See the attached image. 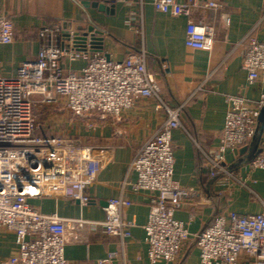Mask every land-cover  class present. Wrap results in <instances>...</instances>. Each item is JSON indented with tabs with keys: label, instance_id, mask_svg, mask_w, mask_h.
<instances>
[{
	"label": "built area",
	"instance_id": "2783aa9c",
	"mask_svg": "<svg viewBox=\"0 0 264 264\" xmlns=\"http://www.w3.org/2000/svg\"><path fill=\"white\" fill-rule=\"evenodd\" d=\"M106 4L137 5L149 3L157 13L171 17L188 16L201 9L218 16L226 24L230 12L222 2L212 0H100ZM80 5V2H78ZM136 22L129 15L124 26L133 31ZM80 27L99 32L90 19L73 17L67 27L68 40L60 38L57 26L38 32L48 37L33 62L21 63L13 78L0 76V229L14 234L16 254L5 264H68L63 256L68 245L87 247L97 228L106 236L120 241L130 238L133 220L124 218L129 203L121 198L106 201L103 220L60 219L56 214H43L31 204L43 199L66 200L88 206L86 193L102 161L93 148L61 135L39 136L40 127L34 113L35 99L41 103L60 104L77 118L95 120L90 129L97 130L99 122L111 118L119 123L120 116L134 109L141 101L155 100L156 109L164 110L166 119L138 148L127 168L136 178L130 183L133 190L148 191L147 222L144 226L146 256L150 263H174L180 259L184 246L193 243L198 250L200 264H264V200L252 189L254 181L234 175L232 167L239 163L240 153L256 139L258 116L264 109V89L252 104L243 96H227L224 124L215 146L201 144L192 137L201 165L210 181L216 180L213 195H195L181 188L173 179V130L181 128V107L169 108L161 99L165 66L160 60L161 75L146 68V54L133 49L121 61H112L98 42L75 41L73 34ZM101 33V32H99ZM80 34V33H79ZM79 36L82 37V34ZM13 40L11 16H0V45ZM216 40L213 27L188 18L184 46L209 52ZM238 48L241 70L246 73V84L258 86L264 72V41L252 32L234 45ZM81 61L77 70L69 64ZM96 121H98L96 123ZM258 141V140H257ZM226 154H230L228 160ZM247 173L264 171V131L258 142L257 153L244 165ZM235 185L259 202L262 212L252 217L231 214L228 220L218 211L206 227L197 234L187 225L201 207L218 205L224 191ZM213 186V188H214ZM191 197L187 224L173 218L182 199ZM113 256L99 259L96 264H114Z\"/></svg>",
	"mask_w": 264,
	"mask_h": 264
},
{
	"label": "crops",
	"instance_id": "0c3cea01",
	"mask_svg": "<svg viewBox=\"0 0 264 264\" xmlns=\"http://www.w3.org/2000/svg\"><path fill=\"white\" fill-rule=\"evenodd\" d=\"M100 0H0V16H11L13 20V40L9 45H0V76L15 77L21 63L33 62L39 50L50 42L48 37H39L38 32L57 26L69 25L71 18L90 19L100 29L103 36L102 50L112 61L123 60L133 49H142L146 54L148 71L161 75L160 60L165 66L163 87L160 93L163 102L171 109L180 106L179 121L181 128L173 130L171 138L174 147V166L172 179L181 187L195 195H213L217 188L209 190L210 180L207 172L200 167L201 158L191 141L197 139L201 144L215 146L218 133L223 128L227 96H243L251 104L264 89V72L260 73L258 86L246 84V73L241 70L238 48L234 45L246 34L252 32L259 41H264V0H212L222 2L229 9V22L226 24L218 16L208 11L196 9L188 16L171 17L157 13L149 3L141 8L137 5L125 7L115 5L113 15L97 13L85 9L84 2ZM178 2L182 0H177ZM80 2V5H78ZM129 15H134V30L124 26ZM210 24L216 40L212 49L207 51L192 50L184 46L187 20ZM79 28V27H78ZM85 30L79 33L83 35ZM83 62L69 64V69L77 71ZM155 100L141 101L138 105L114 123L111 118L99 122L97 130L89 124L93 118L84 120L75 117L69 111L60 116L61 123L69 126L71 117L75 124L73 131L77 141L93 148V155L102 166L95 174L86 193L90 200L88 206L66 200L43 199L32 201L43 214H56L60 219H83L100 222L106 201L121 198L129 203L123 214L124 218L134 221L130 238L120 241L104 235L100 228L92 234L90 244L85 246L68 245L63 256L68 264H96L99 259L113 256L114 264H152L146 256L144 245V226L148 216L150 193L133 190L130 183L136 178L133 170L127 168L135 153L161 123L166 119L164 110L156 109ZM76 118V119H74ZM71 121V119H70ZM98 121H96L97 123ZM43 133L48 126L42 124ZM64 126V128H66ZM47 127V128H46ZM63 135L65 129H58ZM45 129V130H44ZM59 134H62V133ZM65 133V134H64ZM52 135V134H51ZM69 135V134H67ZM258 141L255 139L244 152L241 161L231 169L241 179L254 181L251 185L257 196L264 200V171L247 173L244 168L252 156L257 153ZM226 158H231L226 154ZM208 192V193H207ZM208 195V196H209ZM192 198L181 201L180 209L173 213V218L187 224ZM195 216L187 225L192 234L199 233L217 211L228 220L231 214L239 217H252L262 212L259 202L252 200L244 189L232 185L214 207H201L195 210ZM17 252L15 237L9 231L0 229V264H5ZM153 264H200L198 250L194 244L183 247L180 259L174 263L158 261Z\"/></svg>",
	"mask_w": 264,
	"mask_h": 264
},
{
	"label": "rangeland",
	"instance_id": "374dc122",
	"mask_svg": "<svg viewBox=\"0 0 264 264\" xmlns=\"http://www.w3.org/2000/svg\"><path fill=\"white\" fill-rule=\"evenodd\" d=\"M41 98L40 99H35V106H34V113L36 114V117H37V120H38V123L40 125V127L42 126V124H44L45 126L47 125L48 128L45 130L47 131L49 134H52V135H61V136H64V138H67V139H71L73 140L74 142H78L77 139H76V134L73 133L74 130H76L74 128L75 124L74 122L72 121L73 119L71 117H69L67 119V121H69V126H66L64 123H61L60 121V116L62 114H66L67 115V111L66 108L63 106V105H60V104H50V105H46V104H43L41 103ZM71 119V121H70ZM76 119V118H74ZM56 126V128L62 130V129H65V133L69 134H65L63 135V133L61 131H58V134L56 133L57 131L51 127H54ZM64 126H66V128H64ZM62 133V134H59V133ZM39 136H43L44 133L43 131H39ZM258 137V133L256 135V139ZM78 138V137H77Z\"/></svg>",
	"mask_w": 264,
	"mask_h": 264
},
{
	"label": "water",
	"instance_id": "95a60500",
	"mask_svg": "<svg viewBox=\"0 0 264 264\" xmlns=\"http://www.w3.org/2000/svg\"><path fill=\"white\" fill-rule=\"evenodd\" d=\"M83 5H84L85 9H88V10L91 9V10L96 11L97 13H103V14H105L107 16L114 14L115 5H111V6L108 7V6H106L105 4H103L101 2H87V1L84 2ZM67 27H68V25L66 23V25L63 26L62 32L60 34V38H62L63 40H68V37H69V33L67 31ZM78 30H85V32L83 33L82 37L79 36L80 35L79 32H75L73 34L75 41H80L81 40L83 42H86V41H90V42H93V43L94 42H98V44H99L98 50L99 51L102 50V47H103V36L101 35V33L97 32V31H93L91 28L80 27ZM257 122H258V137H257V140L259 142V140L261 138V135H262V133L264 131V109H262L260 111ZM244 150L245 149L242 148L240 150V152L242 153V152H244ZM215 181L216 180H212L210 182V184L208 186L209 190L212 188V186L215 183ZM208 195L209 194H207V196ZM206 225H205V227H206Z\"/></svg>",
	"mask_w": 264,
	"mask_h": 264
}]
</instances>
